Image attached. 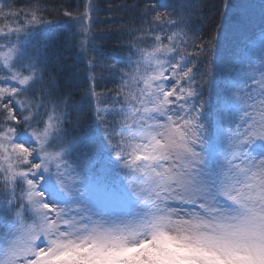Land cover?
I'll list each match as a JSON object with an SVG mask.
<instances>
[{"label":"snow or ice","instance_id":"obj_1","mask_svg":"<svg viewBox=\"0 0 264 264\" xmlns=\"http://www.w3.org/2000/svg\"><path fill=\"white\" fill-rule=\"evenodd\" d=\"M199 3L102 65L93 0H0V264H264V0Z\"/></svg>","mask_w":264,"mask_h":264},{"label":"trees","instance_id":"obj_2","mask_svg":"<svg viewBox=\"0 0 264 264\" xmlns=\"http://www.w3.org/2000/svg\"><path fill=\"white\" fill-rule=\"evenodd\" d=\"M16 2L23 5L27 0H16ZM67 2L69 0H47L50 9H59L62 4ZM70 2L73 7H76L81 3V0H70ZM93 3L95 5L93 19L98 25L95 31L99 36L96 43L104 49V58L101 60V64L106 65L111 63L110 57L115 54L116 50L124 46L125 38L119 35V31L128 26V20L136 16L134 6L140 3V0H93ZM215 3L216 0H200L198 4L199 14L193 17V25L199 27L200 34L205 39L208 38L206 33L214 29L219 21L214 10ZM49 18L59 21L61 19L59 11H53ZM65 62L69 67L65 71L63 79L68 82H79L80 75L77 69L71 66L72 60L67 59ZM104 75L107 76L106 73ZM101 87L113 88L114 85L105 80ZM100 90L101 88L97 89V91ZM69 91L73 93L74 100L80 99L78 95H75V88L69 89Z\"/></svg>","mask_w":264,"mask_h":264},{"label":"rangeland","instance_id":"obj_3","mask_svg":"<svg viewBox=\"0 0 264 264\" xmlns=\"http://www.w3.org/2000/svg\"><path fill=\"white\" fill-rule=\"evenodd\" d=\"M253 2H257V3H258V0H257V1H254V0H253Z\"/></svg>","mask_w":264,"mask_h":264}]
</instances>
